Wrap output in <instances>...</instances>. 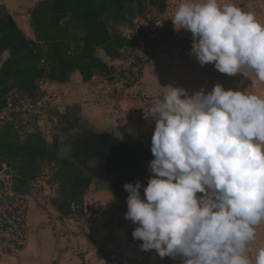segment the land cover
I'll return each mask as SVG.
<instances>
[{"label":"clouds","instance_id":"1","mask_svg":"<svg viewBox=\"0 0 264 264\" xmlns=\"http://www.w3.org/2000/svg\"><path fill=\"white\" fill-rule=\"evenodd\" d=\"M171 20L192 34L190 54L201 66L264 81V24L252 13L185 0ZM165 88L143 109L155 122L153 175L146 187L123 186L132 236L141 250L182 264H253L247 244L264 221V98L220 83L191 96ZM255 264H264V248Z\"/></svg>","mask_w":264,"mask_h":264},{"label":"crops","instance_id":"2","mask_svg":"<svg viewBox=\"0 0 264 264\" xmlns=\"http://www.w3.org/2000/svg\"><path fill=\"white\" fill-rule=\"evenodd\" d=\"M13 1L19 6L15 4L12 11H2L4 14L8 13L9 16L5 20L8 19L9 22L2 21L0 27V101L10 95L19 94L41 104L42 107L37 110L24 134L30 136V142H33L35 137H42L43 140L40 142L43 143L44 148L39 154V165L34 166L35 162L31 163L28 157L36 153L34 148L20 144L18 151L10 145L0 143V163L9 164L13 161L18 163L22 168L20 175L23 176H28L25 170L31 168H35L32 169V174L38 171L43 175L51 172L55 167L56 172H61L63 167L67 166L62 148H65L70 137L75 135L74 132L84 127L96 133L108 129L122 141L126 135L127 138H136L130 133L137 128L133 121H129L130 108H127L129 106L127 99L115 101V107L118 105L125 109V111L114 110L115 113L97 107L93 100L98 98L101 92L103 93L106 84L110 81L109 76L114 69L113 66L123 62L125 46L132 42L128 25L131 22L128 19L143 16L151 0ZM113 1L119 4L118 8L113 5ZM232 1L218 0L221 7ZM244 2L252 3L254 11L249 13L262 23L264 14L256 9L257 0H240L243 6H245ZM27 7L31 10L29 16L24 14ZM113 11L116 13L114 15L121 12L115 21H113ZM14 12L19 13L18 16H14L15 18L12 17ZM23 17L26 20L21 19ZM134 33L136 35L138 31ZM113 43L116 45L114 51ZM152 62H159L153 63L150 68L158 71L156 79L161 84L160 90L157 88L160 94H165L167 91L165 87L172 85L186 89L191 96L202 89L211 91L216 83L223 81L213 76V73L218 71L213 64L201 66L192 55L188 60L165 57ZM251 77L258 81L257 83L261 82L255 75L252 74ZM149 78L145 73L144 80ZM261 85H255V89L261 92L263 90ZM148 87L156 93L151 88L152 85ZM59 98L63 99V103L57 106L55 103ZM56 125L57 129H55ZM39 131L42 134H39ZM2 133L4 130L0 129V141L3 140ZM73 173L71 169L66 187L72 184L76 187ZM258 227L262 237L259 239V244L257 235L252 240L254 244L260 246V248L254 246L253 256H249L253 259V264L258 251L264 248V221L255 226L256 233ZM43 233L41 231L40 237ZM30 240L36 243V234L30 236ZM51 241L54 246H52L53 251L49 253L48 262L71 264L67 254H64L66 251H61L58 257L55 256L58 252V244L53 239ZM23 253L19 252L20 257L17 258L21 259ZM39 256V253L33 252L30 257L32 264H39V259L45 260L44 255ZM176 261L181 260L177 258Z\"/></svg>","mask_w":264,"mask_h":264},{"label":"rangeland","instance_id":"3","mask_svg":"<svg viewBox=\"0 0 264 264\" xmlns=\"http://www.w3.org/2000/svg\"><path fill=\"white\" fill-rule=\"evenodd\" d=\"M183 2H185V0L149 1L143 16L141 15L128 19V21L131 22L130 24L128 23V25L132 31V33L129 31L130 36H132V41L135 36L134 32L147 28L149 24L151 25L154 18H162L165 22H163L165 26L168 25V27L174 29L171 18L174 16L178 6ZM15 4L16 2L13 0H0L1 23L9 16L7 15L8 13L4 14L2 11H12L13 5ZM230 4L239 7L245 12L254 11L252 3L246 4L244 2L245 6H243L240 0H233ZM16 5L19 6L18 4ZM256 5L258 12L264 14V0H257ZM27 9L24 11V14H28L27 16H29L31 10ZM18 15L19 13L14 12L12 17L15 18L14 16ZM21 19L26 20L24 17ZM5 21L9 22L8 19ZM27 22L29 23V20ZM146 24H148V26H145ZM262 24H264V19L262 20ZM180 32L190 36V32L188 31L181 29ZM165 57L166 56L159 57L157 55L153 58L150 57L148 60L149 63H147L143 69L144 77L146 73V76L150 78L144 80L143 77L141 80L143 83L142 87L147 89L151 95H159L161 97L164 95V93L160 94L157 90V88L160 90L161 87L159 80L156 79L158 71L150 67L153 66V63H159L152 61L162 60ZM120 63L122 62H119L118 65ZM142 74L143 73H141V76ZM254 75L253 73V76ZM213 76L223 80L221 82L219 81V83L222 84L226 90L246 91L247 94H254V92H256V95L264 98V81L257 83L258 81L254 80L251 76V78L246 79L241 74L229 76L218 71L213 73ZM107 85L110 86V83H107L106 86ZM151 85V88H153L156 93L149 89L148 86ZM255 85H261L263 90L261 92L257 91ZM199 88L202 89L201 87ZM137 91L138 89L134 90V92ZM127 100L128 105L130 106L131 104L130 107H127L130 108L129 121L131 122L133 121L132 113L140 104L137 99L131 98ZM61 102L63 103V100L57 99L55 104L60 106ZM93 103L107 112L109 110L112 112H114V110L125 111V109H123L124 107L121 108L118 105L115 107V100L105 94V91H103V93L101 92L98 98L93 100ZM132 123H134L137 130L140 129V131H130L131 136L134 134L136 138H127L126 135L123 141L132 146L141 141L144 142L145 146L149 149L151 144L150 136L151 132L155 129V122L141 119L139 122L133 121ZM57 128L56 125L55 129ZM1 129L4 130V133L1 134L3 136V140L0 141L1 144L10 145L18 151L20 150V144L29 145L30 148H34L36 152L28 156L30 162H35L34 166L39 165V154L41 153V149L44 148L42 147L43 143L41 144L40 142V140H43L42 137H35L34 141L30 142V136L28 137L27 134H19L8 126ZM105 130L106 131L102 132L99 131L97 134L116 137L113 131L110 132L108 129ZM85 131L86 130L79 132L80 135L85 134ZM39 134H42L41 131H39ZM76 135L77 133L75 136ZM63 149L64 148H62L61 151H63ZM24 151H26V148ZM73 153H71V155ZM63 155L65 156V151ZM152 159H154V157H152ZM66 162L67 166H64L61 172H56L57 169L55 167L51 172L44 173L43 175L38 171L32 174L31 171L35 168H31L30 170H25V173L29 174L28 176L20 175L22 174V168L14 161L9 164L6 162L0 163V178L2 181L7 182V189H4V192H12L22 197V206L25 209V213L23 214L24 223L22 224V229L20 228V230H22L20 233L15 234L10 230H0V264H32L30 257L35 251L39 253L40 256H45V260L39 259V264H53L48 262V258L50 257L49 253L53 251L52 246H54L51 243L52 239L58 244V252L55 253V256L58 257L61 251H66L64 254H67L66 256L70 259L71 264H182V261H176L168 257L161 259L155 250L143 251L140 249L142 241L136 240L132 236V232L136 225L126 219L125 214L119 215L115 210L117 205L113 193V176L104 178L97 176L93 172V170H96L100 166L99 162L94 163L95 161L93 160L89 161L92 162V164L87 165L93 170L87 172V174L81 172L80 174L77 172L76 175L78 177L76 182H78L77 184L75 183L77 188L73 186V184L70 187H66L65 185L69 179L70 170L73 168L76 169L74 161L70 159V156ZM4 164H6V166H2ZM7 167L10 168L12 172L11 181H7L6 174H2ZM152 175L153 174L149 170L146 179L147 183ZM75 177L76 176H74V178ZM197 195L199 196L200 194L198 193ZM4 211L5 206L0 205V213L2 214ZM41 231L44 233L40 237ZM24 233L26 236L25 239L22 240ZM33 234H36V243L30 240V236ZM256 235L257 243L259 244V239L262 237L259 227ZM17 237L22 241L16 242L15 239ZM61 245L65 247H61ZM254 246L260 248V246L254 244L252 241H249L247 244V255L250 257L253 256ZM19 252H24L21 259L17 258V256L20 257V255H18ZM251 260L253 261V259Z\"/></svg>","mask_w":264,"mask_h":264},{"label":"built area","instance_id":"4","mask_svg":"<svg viewBox=\"0 0 264 264\" xmlns=\"http://www.w3.org/2000/svg\"><path fill=\"white\" fill-rule=\"evenodd\" d=\"M163 22L164 20L158 17L144 31H138L133 39L134 46H129L125 50L124 62L114 67L109 76L110 86L107 85L104 88L105 94L115 101L131 98L138 100L140 105L132 113V120L136 122L144 119L143 109L150 108L155 99L162 98L159 95H151L147 89L142 87L143 69L149 63L150 57L153 58L157 55L188 60L191 56L192 34L187 36L185 33L168 27V25L165 26ZM141 73H143L142 76ZM135 89L138 91L134 92ZM59 99L63 100L62 98ZM41 107L40 103L19 94L10 95L5 100L0 101V129L8 126L15 132L24 134L28 130L35 113ZM153 132H151L150 141ZM149 149L151 150V144ZM11 173V169L8 167L2 172V174H6L7 181H11ZM0 181H2L1 178ZM4 183V187L0 186V205L5 206V211L0 213V230H10L18 234L22 231L20 228L23 227L22 224L24 223L25 209L22 206V197L12 192H4V189H7V182ZM25 236L24 233L22 240L25 239ZM22 240L19 237L15 239L16 242Z\"/></svg>","mask_w":264,"mask_h":264},{"label":"water","instance_id":"5","mask_svg":"<svg viewBox=\"0 0 264 264\" xmlns=\"http://www.w3.org/2000/svg\"><path fill=\"white\" fill-rule=\"evenodd\" d=\"M83 130H86L85 134L80 135L79 132ZM76 133L77 135L70 137L65 145L66 160L70 156L76 166V172L83 174L93 170L88 167L92 164L89 161L99 162L100 166L93 172L104 178L113 176V193L117 205L115 210L119 215L125 214L126 198L129 193L123 186L126 183L135 184L137 181L145 184L150 170L149 163L153 156L151 150L145 146L144 142L140 141L132 146L117 137L103 136L88 128L78 129ZM142 192L143 188L141 194Z\"/></svg>","mask_w":264,"mask_h":264},{"label":"trees","instance_id":"6","mask_svg":"<svg viewBox=\"0 0 264 264\" xmlns=\"http://www.w3.org/2000/svg\"><path fill=\"white\" fill-rule=\"evenodd\" d=\"M67 6H68V4H66ZM103 5H106V3H103ZM113 5L115 6V7H119V4H117V2L116 1H113ZM78 9H81V8H78ZM113 9H115V8H113ZM92 10V12H94L93 11V9H91ZM79 11H82V9L81 10H79ZM121 11V10H120ZM76 14H77V11L75 12ZM114 14H116L115 13V11H113V21H115V20H117V18L121 15V12H119L118 13V15H114ZM122 15H123V13H122ZM156 18H154L153 20H155ZM1 21H0V27H1ZM145 26H148V24H146ZM144 29H146V28H143L142 30H140V31H144ZM139 31V30H138ZM139 31V32H140ZM136 36V35H135ZM134 36V37H135ZM129 46H134V41H132L131 43H129V44H127L126 46H125V50H127V48L129 47ZM116 49V45H115V43H113V51ZM177 58H179V57H177ZM101 66V65H100ZM102 67V66H101ZM73 174H72V176L74 175V176H76L75 177V179H73V182H74V184L76 183L77 184V182H76V179H77V172H76V170L73 168ZM4 182H2V181H0V186H3L4 187ZM144 186L146 187L147 186V182L145 181V184H144ZM1 204H2V202H1ZM3 205V204H2ZM20 249V248H19ZM18 250V249H17Z\"/></svg>","mask_w":264,"mask_h":264}]
</instances>
